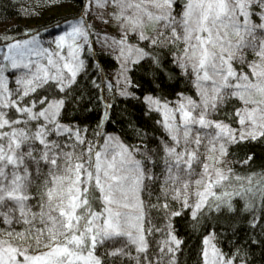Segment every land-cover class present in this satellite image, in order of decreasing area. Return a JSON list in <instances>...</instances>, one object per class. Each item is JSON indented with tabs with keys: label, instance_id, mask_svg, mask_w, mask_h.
<instances>
[{
	"label": "snow or ice",
	"instance_id": "snow-or-ice-1",
	"mask_svg": "<svg viewBox=\"0 0 264 264\" xmlns=\"http://www.w3.org/2000/svg\"><path fill=\"white\" fill-rule=\"evenodd\" d=\"M75 4L0 30V264H253L264 0Z\"/></svg>",
	"mask_w": 264,
	"mask_h": 264
},
{
	"label": "trees",
	"instance_id": "trees-1",
	"mask_svg": "<svg viewBox=\"0 0 264 264\" xmlns=\"http://www.w3.org/2000/svg\"><path fill=\"white\" fill-rule=\"evenodd\" d=\"M21 5L25 8L35 7L36 12L33 19L26 18L25 13L20 11ZM75 10V0H0V30L9 25L17 30H22L24 25L45 24L47 26L48 22H58L60 16ZM119 103L124 105V98H121ZM128 106L131 107V105ZM221 246L225 252L228 251L225 244ZM253 264H264V256L261 255L258 244L255 248Z\"/></svg>",
	"mask_w": 264,
	"mask_h": 264
}]
</instances>
